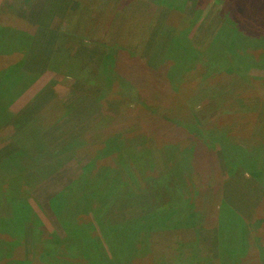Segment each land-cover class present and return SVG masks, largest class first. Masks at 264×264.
<instances>
[{
	"label": "rangeland",
	"instance_id": "374dc122",
	"mask_svg": "<svg viewBox=\"0 0 264 264\" xmlns=\"http://www.w3.org/2000/svg\"><path fill=\"white\" fill-rule=\"evenodd\" d=\"M233 2L172 0V7H166L155 0H38L37 15L28 14V8L0 12V55H7L0 56V108H9L3 114L5 124L0 122V163L7 155L28 154L26 163L33 168L34 155L47 153L45 142L50 155L55 154L50 170L42 169L37 176L41 169H31L34 187L23 188L25 198L20 201L42 223L43 238L66 237L50 207L57 197L59 206L74 201L75 236L102 239L105 250L99 256L112 253L105 243V225H123V238L136 227L131 221L175 208L173 219L150 220L154 229L149 238H141L139 248L145 254L136 255V264H148L150 254L155 264L198 262L197 254L210 264H254L260 259L254 247L247 251L244 246L245 233L235 231L243 228L246 217L250 221L254 215L264 216V186L247 176L248 169H257L251 153L264 164V41L239 43L235 32L218 33L232 29L224 23L231 7L235 16L250 22L263 9L254 0ZM175 27L186 33L200 55L192 67L197 69L188 72L183 83L187 91L175 89L174 95L181 76L166 57ZM20 31L29 42L13 37L7 46ZM257 31L264 35L262 29ZM216 34L223 52L214 48L207 54ZM230 54L253 62L243 70L245 79L230 73ZM187 57L178 53L176 62L191 67ZM150 68L157 69L150 73ZM159 81L170 83L168 98L157 91ZM177 127L183 131L174 134ZM36 135L41 144L32 146ZM224 143L239 150L227 162L228 173L221 158ZM246 159L252 164L246 165ZM112 170L122 182L117 190L105 180ZM74 181L79 182L64 193ZM86 183L95 202L85 209L76 202L79 186ZM14 200L8 185L0 184V212L11 224L16 219ZM92 223L97 226L95 231L90 227L94 233L89 231ZM177 224L181 232L174 228ZM31 232L32 227L26 243L38 251L42 236L33 241L37 234ZM115 242L124 264L129 240ZM148 248L151 253L146 255ZM28 258L33 259L31 253ZM69 262L88 264L82 257Z\"/></svg>",
	"mask_w": 264,
	"mask_h": 264
},
{
	"label": "trees",
	"instance_id": "16d2710c",
	"mask_svg": "<svg viewBox=\"0 0 264 264\" xmlns=\"http://www.w3.org/2000/svg\"><path fill=\"white\" fill-rule=\"evenodd\" d=\"M183 1H185V3H187V0H183ZM234 2H235V0H234ZM158 3H163L164 5H166V7H172V0H155V4H158ZM185 3H184V5H185ZM254 4L256 7L263 9V13L259 12V13L255 14L254 21L250 22L249 19H245L243 17L235 16V14L233 12V8L231 7L230 11L227 13V16L224 17V23L231 25L232 29L229 30V29L224 28V29L220 30V32L218 34H221V33L226 34L227 33V35H228L229 32L230 33L235 32V33H237L235 39L238 36L237 41H239V43L242 41L243 42H249V41H251V42L252 41L263 42L264 41V35L259 36L260 31H257V30L262 29L264 31V0H254ZM164 16H166V14H164ZM235 20H237L238 23H236ZM247 20H249V21H247ZM248 24H249V26H248ZM174 29H176V30L173 32L172 37L169 38V39H171L172 43L170 45V48L168 50L166 58L167 59L169 57L171 58V60L173 61L172 69L176 70L177 72H180V76H181L180 80L177 83L178 85L173 86L174 87L173 93L175 95V89L180 94L182 93V91H187V89H185L183 83H185V81L187 79V73L190 71H193L194 69H197V68L193 69L192 67H194L195 61H197L199 59L200 52H197L198 50H195L194 47H192V45L189 43L188 37H187L185 32H180L179 29L177 30V27H175ZM15 32H19V31H15ZM23 32H25V31H23ZM23 32L20 31L19 36L17 34H15L12 37H10V40L8 41L7 46H9L11 44V38H13V37L24 38V40H27V43H28L30 40V37L25 36V33H23ZM218 34H216L214 36V39L212 40L210 46L207 48V51H206L207 54L211 55V53L209 51H212L214 48H216L215 52H217V51L223 52V50H221L218 46L220 44L218 42L219 41V39H218L219 35ZM172 38H174V40ZM6 51L8 52V53L6 52L7 54L12 55L11 50L8 47H7ZM12 52H15V51L12 50ZM183 52H185L188 55L187 62H188V64L191 65V67H187V64H178L176 62L177 54L178 53L181 54ZM0 56H7V55L1 54ZM230 57H232V59H230V62H229L230 63L229 67H231L230 70H232L230 73H232V72L236 73V75H238L239 77L242 76L245 79L244 75H246L245 74L246 70H248L250 67H253L252 61H251L252 64H250L251 59H248L246 57L245 59L241 58V59L236 60L234 55H232V54H230ZM226 61H229V59H226ZM262 63L264 64V59L262 60ZM156 69L150 68V70H148V71L151 73V72H155ZM224 71L229 72L227 70H223L222 72H224ZM168 84H170V83H168ZM168 84L166 85L165 81H159L156 85L157 91L160 94H162L163 98H165V97L168 98V96H169L170 90H169ZM173 93H172V95H173ZM179 93H177V94L180 95ZM8 109L9 108L6 107L4 109V112H2L1 108H0V122L4 123L5 119H2V118L5 115H3V114H6ZM8 114H10V112H8ZM175 129H177V130L173 129L174 134L183 131L182 128L177 127ZM177 131H179V132H177ZM38 139H39L38 135H36L33 139L34 141L30 142L29 144L32 143V146H34L35 145L34 143H36V142L38 144H41L39 141H37ZM43 147L47 150V153L42 154L39 157H36L34 155L35 166L33 168H31V166H29L26 163L27 158L25 156L28 154H25L22 158L16 157V156L11 157V156L7 155L4 159H2V162L0 163V184L8 185V188H9L10 192L12 193V197L17 198V200H14V205H13L16 207L15 223L11 224L7 220H5V218L3 219V216L1 215V212H0V264H73L72 262L70 263L69 261L79 260L81 257L84 258V260L88 264H120V262L122 260L118 256L119 253L116 252V251H118V249L115 247L116 246L115 241L120 240V239H122V241H125V239L129 240L126 250L125 251L123 250V252H125L126 255H123L122 258H125V256H127L124 264H136L135 263L136 255L138 256L140 252H141L142 256H144V254H145V251L142 252L143 250L141 251V249L139 248V245L141 244V241H142L141 238L143 236H148V238H149L150 234L153 232L152 230L154 229V227L150 225L151 224L150 220H153L152 223H154L155 219L164 218V217L169 216V215H171V219H173L174 217H176L175 214H178V211L175 208H169V209H164V210L159 211V212L156 211L154 213H150L149 215L142 217L139 221H137V220L131 221V224H134L136 227L133 228V230L129 233V235L125 234V236H124L125 239H124V237L123 238L119 237L120 234L123 233L122 231H124L123 225H117V226H113V227L105 225V243H107L109 246L111 245L110 251L112 253H110V256H109L107 254V252L105 251V255L99 256V254L101 253V250H105L103 248L102 239L95 237L94 234H93V238H91V236H89V235H87V236L83 235L81 237L75 236L76 235L75 230L72 231V229H71L72 228L71 226H77V225H75L76 222L73 223V218L71 216V208L74 205V201H70V200H68V202L63 201L61 203V206H59L55 203V199L59 198V197H57V198L50 201V207L54 211V213L57 215V218L60 221H62L63 226L65 227L66 237L60 238L59 235H55V236L53 235L50 237L43 238V232L40 229V227L42 226V223L41 222L38 223L39 221L38 222L36 221L37 216H35L31 211L29 214V212L23 208V206L27 207V205H23V203L20 202V201H23L22 198H25V194L22 192V190H24L23 188L27 189V187H31V186L34 187V181L31 178V176L36 175V174H32L31 169H34L36 166L38 169L39 168L41 169V171L36 172V171H38V169L36 168L35 172L37 173V176H39V174H42V172H43L42 169H44L46 171L50 170L49 166L51 165V163H52L51 160L55 154L50 155L51 152H48L49 151L48 150L49 149L48 143L45 142V144H43ZM234 149L236 151H233V148H231L227 143L226 144L224 143V145L221 148V150L224 153H226V154H224V156L221 153V155H222L221 158H222V160H224V163H226L225 166L228 168L226 171L227 173L229 172V166L227 163L228 160L232 159L234 157L233 154L237 155L239 153V150H237V148H234ZM28 153H29V147H28ZM263 155H264V153H263ZM251 157L255 161L253 167H254V169H256V168L257 169L255 171L254 170L251 171V169H248V171H250L251 173H249L248 175L246 174V175L248 176V179H252L254 181H257L256 183L260 182L264 186V171L261 172V169H264V164L260 163L261 158L257 159V161H258L257 162L255 159V155H253L252 153H251ZM49 158H51V159H49ZM242 158L243 157L241 154L237 156L236 161L238 162V164H241L240 160ZM53 159H55V158H53ZM245 161H247V159ZM263 162H264V160H263ZM41 164H43V165H41ZM251 164H252L251 161H247V163H246V165H251ZM25 167H28L29 170L25 171L23 169ZM238 167H241V166H238ZM7 168L13 172H18V173H15L18 175L13 174L15 176H13V175L10 176ZM112 171H113V173L108 172V175L106 174L105 180L109 179L111 184L115 185V190H117L120 187V184L122 182L120 181V177H118L117 172L114 170H112ZM232 171H230V175H232ZM241 172H243V170L239 171L240 174H242ZM44 175L46 177L48 176V174H44ZM79 181L72 182L71 183L72 185L70 184L71 186L69 185L70 187L68 186V188L66 190H64V193L70 192L73 188V185L75 183H78ZM235 183H237V181H235ZM111 184H109L110 188H112ZM244 185L248 187L250 184L244 183ZM79 187H81V188H80V192L78 193V196L81 198H79L78 200H80V201H77L76 203H77L78 207H83L86 209L89 205L92 206V204H94L95 199H93L94 196L90 193V189H89L90 184L89 183H86L83 186L80 185ZM103 187H105V186H103ZM243 188H245V187H241V191H243L242 190ZM14 191H16L15 194H14ZM64 193H62V194L60 193L61 195L59 194V196L61 197ZM109 196H110L109 189H108V191L105 189V197H109ZM230 196L232 197L231 190H230ZM232 199H233V197H232ZM188 200L190 201L191 199L188 198ZM255 200H257V198ZM259 202L262 203L263 201L260 199ZM68 203H69V205H68ZM70 203H72V204H70ZM57 207H59V208H57ZM220 209L223 210V206ZM238 214H240V213H238ZM191 217H192V215H190V218ZM66 218H68L67 221L65 220ZM245 221H246V224L244 223L243 228L238 230V231H235V232L245 233L246 237L244 238V240H245L244 246L246 247L247 251L252 246L255 248L256 254L260 256V259L257 260L256 262H254V264H264V258L261 255V251H263L262 249L264 248V216L259 217V214L254 215L253 217L250 218V221H248L247 217H246ZM31 222H32L33 226L31 225ZM79 226L83 227L86 225L82 224ZM31 227H32L31 233L37 234L36 238H32L33 241L40 239V237L42 236L41 237L42 239L38 242L37 247L40 248L41 244L43 246H42V248L38 249V251L36 248L33 247L34 245L30 246V245H28V243H26L27 231ZM90 227H93V230L95 231L97 226L95 227V224L92 223L89 225V229H90ZM174 228L177 229V231H180L178 224ZM84 229H87V228L85 227ZM91 230L92 229L89 230L90 233L91 232L94 233V231L93 230L91 231ZM79 232H81V231L79 230ZM110 234H114V235L111 236ZM46 235H48V233H46ZM77 238H81V239L76 240ZM24 242L26 244H24ZM145 245H146V238H145L144 246ZM28 246H29V250H30L29 252H28ZM68 249H70V250L67 251ZM145 249H147V248H145ZM73 251H75L74 254L77 255V253H78L79 256L76 257V255L73 254ZM33 252H35V255ZM29 253H31L33 256L32 260L28 258ZM150 253H151V248H148L146 255H148ZM129 254H131V257L129 256ZM36 257H37V262L35 261ZM148 257H151L149 259L150 260L149 263H154L155 256L153 254H150ZM197 257H199V259H200L199 261L204 262V259L202 256L197 254Z\"/></svg>",
	"mask_w": 264,
	"mask_h": 264
},
{
	"label": "crops",
	"instance_id": "0c3cea01",
	"mask_svg": "<svg viewBox=\"0 0 264 264\" xmlns=\"http://www.w3.org/2000/svg\"><path fill=\"white\" fill-rule=\"evenodd\" d=\"M29 1H30L29 4H27L28 0H2V2L0 3V12L5 13L8 11H11V8H13V7L16 9L19 8V11L26 10L28 8L26 11L28 14H30V13L32 14V11H33L37 15L38 10H40V9H38L36 11V10H34V8L37 9L38 0H29ZM26 22L29 23L28 21H26ZM198 255H200V254H198ZM200 256H202V255H200ZM202 257L204 259V262L198 261V262H188V263L182 262V263L183 264H205L206 262H207V264L211 263V260H208V258H206V256H202Z\"/></svg>",
	"mask_w": 264,
	"mask_h": 264
}]
</instances>
